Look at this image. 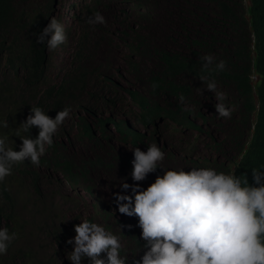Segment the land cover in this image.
<instances>
[{"label": "rangeland", "instance_id": "obj_1", "mask_svg": "<svg viewBox=\"0 0 264 264\" xmlns=\"http://www.w3.org/2000/svg\"><path fill=\"white\" fill-rule=\"evenodd\" d=\"M37 1L45 5L47 0ZM34 2L19 0L21 5H25L22 10H28ZM87 7L91 8L90 13L86 12ZM53 8L64 39L50 53L43 89L58 86L69 74L82 71L86 72V82L84 91L73 93V97L65 101V116L56 126L51 141L57 144L58 151L65 158L80 162L86 157L97 156L109 167L89 169L86 181L76 187L69 185L52 165L31 164V171H35L33 177L16 176L11 191L18 196L16 216L23 224V230L15 234V240L12 239L4 256L0 255V264H60L63 256L52 238L53 230L55 227L63 230L60 244L66 255L70 244H65L64 239L72 235L71 225L82 218L101 224L116 234L121 243V255H129L128 264H132L133 255L138 260L144 249L140 254L119 222H131L135 217L117 213L110 193H127V189L118 187L120 180L143 188L153 175L160 174L161 169L156 167L152 172L145 173L143 179L131 181L127 175L131 159L129 148L134 146L143 151L144 146L140 143L133 145L128 142L129 139L122 141L110 124L105 125L104 136L93 126L97 139V146H93L76 139V124L80 118L93 123L109 113L115 115L126 121L132 130L144 133L145 141L152 138L151 141L162 152L161 159L157 161L162 168L181 167L187 171L195 160L200 164L210 162L221 163L227 168L233 166L237 158V141L232 138L231 130L238 124L232 119L238 118L239 108L232 88L214 85L223 93L225 107L230 106L227 117L217 116L212 107L214 98L210 91L203 89V83L189 77L180 78L182 83L193 88L191 96L195 103L189 119L200 129L183 127L163 118L145 127L138 122L139 109L128 94L129 91L143 94L163 107L167 99L163 96L151 97L147 87L148 76L160 69L157 52L163 49L185 53L194 49L193 40H201L209 44L212 53H215L211 56L218 58L222 39L229 44L233 36L222 28L215 7L205 0H54ZM93 12L103 18L102 24L84 22L85 17ZM80 15L87 37L82 43L80 61H75L73 51L83 28L78 18ZM208 31L212 33L207 34ZM74 34L76 36L72 41ZM131 49L134 53L130 52ZM5 79L6 84L17 93L18 81L13 80L8 72L0 73V82ZM106 98L109 99L107 105ZM198 115H202L204 120ZM247 134L242 133V139H246ZM47 150L48 145L44 146L37 160ZM34 177L40 185L39 196L33 190ZM20 182L22 187L17 188ZM131 232L136 234L134 230ZM19 251L34 255V261L26 262ZM13 252H17L15 256ZM85 260L81 257L80 264H85Z\"/></svg>", "mask_w": 264, "mask_h": 264}, {"label": "trees", "instance_id": "obj_2", "mask_svg": "<svg viewBox=\"0 0 264 264\" xmlns=\"http://www.w3.org/2000/svg\"><path fill=\"white\" fill-rule=\"evenodd\" d=\"M205 1L215 7L222 28H226L233 36L229 44L222 39V46L218 52L219 57H213V61L222 60L223 67L219 71L207 75L215 81V84L224 88H232L236 93L235 100L239 111L238 118L232 119L238 124L233 128L235 135L238 136L234 138L237 140L234 175L245 174L249 184L252 185L251 169H261V166L264 165V0ZM53 3L54 0H47L43 5L35 0L34 6L28 10H22L21 8L25 5L24 3L21 5L19 0H0V73L8 72L13 80H17V89L19 90L17 93L13 91L6 84V79L0 82V120L5 121V127L0 129V132L5 133L6 143L12 150H16L19 144L17 135L28 137L35 135V126H29L25 132H21L17 125L27 112L28 107H39L46 116L51 117L56 110L64 108L65 101L70 100L73 93L84 91L85 71L74 73V75L70 74L58 86L52 85L41 89L46 79L50 53L54 51L55 46L48 49L43 45L42 40L37 42L34 37L49 16L56 20ZM86 12L90 13L91 8L87 7ZM78 18L81 20L83 28L75 47L74 56L80 61L82 43L87 36L84 32L86 26L82 21V16L80 15ZM209 33L211 34L212 31H208L207 34ZM192 47L194 49H190V51L188 49L185 53L163 49L157 52L160 69L148 76L147 87L151 97L163 96L167 99L163 107L153 103L143 94L128 92L131 96L130 99L139 109L137 119L143 126L154 125L158 119L164 118V120L180 126L200 129L189 119L193 114L192 108L195 103L191 96L193 88L189 84L182 83L180 78L189 77L195 82H200L197 77L203 73L199 69L201 61L198 58L204 53L213 56L215 53H212L209 44L201 40H193ZM130 52L134 53V50L131 49ZM129 66L131 67L130 63ZM132 67L133 70L136 69L133 64ZM201 82L203 83V81ZM178 97L183 99L180 100ZM172 100H174L173 103L170 102ZM105 101L107 105L109 99L106 98ZM181 105L189 106V110H181ZM28 114L30 115V113ZM198 117L204 118L202 115H198ZM79 120L76 139L87 141L93 146H97L93 126L104 136L106 123L114 127L119 138L124 142L131 139L133 143L140 142L146 145L152 139H147L144 142L145 135L143 133H137L128 128L126 121L116 118L111 113L108 117L97 119L93 123L87 122L84 118ZM242 133H248V137L242 139ZM38 163L46 166L52 165L72 187L79 186L80 183L86 181L89 169L109 167L106 161L97 156L86 157L80 162L65 158L53 141L48 145L47 153L38 159ZM194 165L198 167L197 162H194ZM32 168L31 164L28 165L26 160H22L10 165L9 173L0 178V226L13 234L6 244L4 252L10 246L12 239L15 240V234L23 230V224L16 216L18 196L15 193L12 194L11 187L15 186V178L18 175L33 177L35 171H31ZM21 182L17 188L22 187ZM32 185L34 193L39 196L40 185L35 177ZM86 189L89 190L88 187ZM119 224L124 226L121 221ZM63 237V230L59 231L55 227L52 238L62 252L63 257L60 264H68L60 244ZM4 252L0 255L4 256ZM16 253L13 252V255L15 256ZM18 253L27 260L26 262L34 261V255L29 252L19 251Z\"/></svg>", "mask_w": 264, "mask_h": 264}, {"label": "clouds", "instance_id": "obj_3", "mask_svg": "<svg viewBox=\"0 0 264 264\" xmlns=\"http://www.w3.org/2000/svg\"><path fill=\"white\" fill-rule=\"evenodd\" d=\"M84 22L102 24L103 18L93 12ZM34 38L37 42L42 40L48 49L64 39L61 26L51 16ZM75 47L73 57L76 61ZM198 59L203 74L197 79L203 81V89L210 91L214 98L215 115L227 117L230 106L225 107L223 93L215 89V81L207 75L219 71L223 61H213L208 53ZM181 110L188 111L189 106L181 105ZM65 111L61 107L48 117L39 107H28L17 125L21 132L35 126V135H17L16 150L8 146L5 133L0 132V178L9 173L13 163L26 160L37 165L38 155L50 144V134L65 116ZM4 127L5 121L0 120V129ZM231 134L233 139L238 137L234 129ZM128 142L140 143H133L131 139ZM143 146V151L134 146L129 148V179L141 180L156 167L161 169L160 174L153 175L143 188L120 180L118 187L127 189V193H110L117 213L135 217L131 222H123L121 227L140 254L144 249L138 260L133 255L132 264H264V165L261 169H251L253 184L250 185L245 174L234 175V164L227 168L221 163L200 164L195 160L198 167L193 162L187 171L181 167L162 168L157 164L162 156L159 148L152 141ZM132 230L136 234H132ZM71 231L72 235L64 239L65 244H70L64 257L71 264H80L81 257L86 258L85 264H128L129 255H121L117 235L101 224L82 218L71 225ZM12 236L0 226V254Z\"/></svg>", "mask_w": 264, "mask_h": 264}, {"label": "bare ground", "instance_id": "obj_4", "mask_svg": "<svg viewBox=\"0 0 264 264\" xmlns=\"http://www.w3.org/2000/svg\"><path fill=\"white\" fill-rule=\"evenodd\" d=\"M196 136V135H195ZM241 160V159H240Z\"/></svg>", "mask_w": 264, "mask_h": 264}]
</instances>
